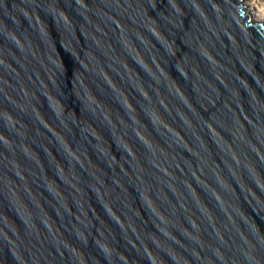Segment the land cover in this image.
<instances>
[{
  "label": "water",
  "instance_id": "95a60500",
  "mask_svg": "<svg viewBox=\"0 0 264 264\" xmlns=\"http://www.w3.org/2000/svg\"><path fill=\"white\" fill-rule=\"evenodd\" d=\"M242 2L0 0V264H264Z\"/></svg>",
  "mask_w": 264,
  "mask_h": 264
},
{
  "label": "bare ground",
  "instance_id": "6f19581e",
  "mask_svg": "<svg viewBox=\"0 0 264 264\" xmlns=\"http://www.w3.org/2000/svg\"><path fill=\"white\" fill-rule=\"evenodd\" d=\"M245 4L247 6L246 10H250V7L253 9L255 8V9H258V11L262 13V15H264V0H252V2H249V3L245 2L244 6H245Z\"/></svg>",
  "mask_w": 264,
  "mask_h": 264
},
{
  "label": "rangeland",
  "instance_id": "374dc122",
  "mask_svg": "<svg viewBox=\"0 0 264 264\" xmlns=\"http://www.w3.org/2000/svg\"><path fill=\"white\" fill-rule=\"evenodd\" d=\"M245 2L246 3L247 2L249 3V2H252V0H244L243 1V4ZM246 8H247V6L245 4V10H246ZM248 11H251L252 12V18H253L254 21H256V22H264V18H263L264 15H262V13L258 11V9H255V8L253 9V8L250 7V10H246V12H248Z\"/></svg>",
  "mask_w": 264,
  "mask_h": 264
}]
</instances>
